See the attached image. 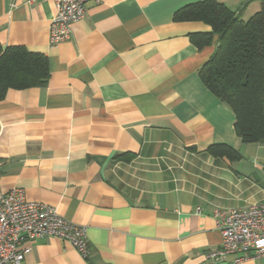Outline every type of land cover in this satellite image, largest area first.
<instances>
[{
  "label": "crops",
  "instance_id": "1",
  "mask_svg": "<svg viewBox=\"0 0 264 264\" xmlns=\"http://www.w3.org/2000/svg\"><path fill=\"white\" fill-rule=\"evenodd\" d=\"M202 0H86L68 39L48 42L52 0H0V44L46 55L45 86L0 100V189L86 226L88 258L66 241L31 240L19 264H230L216 213L264 203V139L244 142L235 115L198 69L217 36L176 21ZM247 19L263 0H216ZM225 144L239 158L213 156ZM235 264H264L246 257Z\"/></svg>",
  "mask_w": 264,
  "mask_h": 264
},
{
  "label": "trees",
  "instance_id": "2",
  "mask_svg": "<svg viewBox=\"0 0 264 264\" xmlns=\"http://www.w3.org/2000/svg\"><path fill=\"white\" fill-rule=\"evenodd\" d=\"M176 21H202L209 32L194 33L201 48L217 36L213 54L198 69L202 83L235 115L234 130L244 142L264 139V0L247 19L216 0H202L175 11ZM49 77L47 57L23 45L0 44V100L10 88L45 86ZM213 156L239 158L225 144L207 148Z\"/></svg>",
  "mask_w": 264,
  "mask_h": 264
},
{
  "label": "built area",
  "instance_id": "3",
  "mask_svg": "<svg viewBox=\"0 0 264 264\" xmlns=\"http://www.w3.org/2000/svg\"><path fill=\"white\" fill-rule=\"evenodd\" d=\"M32 2L33 0H28ZM55 13L49 26L48 42L68 39L72 23L85 14L86 0H52ZM221 245L208 258L223 259L235 254L230 264L246 257H264V203L246 208H231L216 213ZM47 236L69 243L82 257L88 258L86 226L61 216L53 207L28 200L24 189H0V264H19L31 249L29 242Z\"/></svg>",
  "mask_w": 264,
  "mask_h": 264
}]
</instances>
